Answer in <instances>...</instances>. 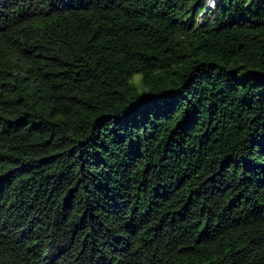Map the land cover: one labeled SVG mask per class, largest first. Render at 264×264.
Returning a JSON list of instances; mask_svg holds the SVG:
<instances>
[{
  "label": "trees",
  "instance_id": "1",
  "mask_svg": "<svg viewBox=\"0 0 264 264\" xmlns=\"http://www.w3.org/2000/svg\"><path fill=\"white\" fill-rule=\"evenodd\" d=\"M0 264H264V0H0Z\"/></svg>",
  "mask_w": 264,
  "mask_h": 264
},
{
  "label": "bare ground",
  "instance_id": "2",
  "mask_svg": "<svg viewBox=\"0 0 264 264\" xmlns=\"http://www.w3.org/2000/svg\"><path fill=\"white\" fill-rule=\"evenodd\" d=\"M215 0H208V6L213 7Z\"/></svg>",
  "mask_w": 264,
  "mask_h": 264
}]
</instances>
